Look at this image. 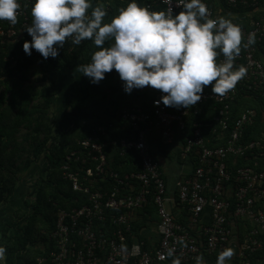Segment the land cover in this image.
Here are the masks:
<instances>
[{"label": "built area", "instance_id": "1", "mask_svg": "<svg viewBox=\"0 0 264 264\" xmlns=\"http://www.w3.org/2000/svg\"><path fill=\"white\" fill-rule=\"evenodd\" d=\"M222 1L234 9L257 6L259 2ZM18 2L17 22L0 20L3 51L8 45L23 46L25 41L31 40L26 29L32 22L33 0ZM202 2L207 6L209 18L217 19L208 0ZM159 6H163L164 11L171 8L173 14L182 10L180 0H152L147 5L151 11ZM240 29V52L233 66L234 69L244 66L247 71L233 89L223 96L205 92L196 105L179 113H171L162 102L158 106L154 104L162 95L158 91L150 110L136 106L117 112L133 129L131 139L109 138L110 126L97 122L88 136L78 142L79 148L65 156L62 178L73 192L86 199L80 208L58 209L55 230L47 235L54 244L53 250L47 257L39 258V264H172L174 259H179L180 264H196L197 256L203 257L204 264H216L218 253L232 245L234 227L242 223L245 232L231 264H253L254 260L261 264L264 260V256H260L264 254V171L257 170L258 163H255L253 167L238 168L233 174L228 160L244 157L249 150L253 153L257 147L263 148L259 141L241 143L245 131L255 122V110L242 112L234 120L233 128H229V121L230 104L238 93L261 96L264 100V60L259 52V44L264 40V20L251 21L248 28ZM250 37H254V43L249 44ZM30 56L36 57L34 53ZM20 59V55L5 58L12 63V69ZM224 59L223 54H219V63ZM16 75L20 74L15 70L11 79L16 80ZM210 102L222 107L214 108L210 123H195L193 134L185 138L182 157L193 153L197 167L188 179L179 183L176 198L172 199L160 163L148 148L147 136L153 129H160L162 141L172 143L176 130H185L190 112L195 117L200 116L203 106ZM204 129L219 133L214 138L226 140L225 145L210 147ZM110 147L116 148L123 157L135 152L141 163L140 171L121 177L110 166L106 152ZM105 181L109 182L110 189L102 187ZM170 203L183 207L184 220L170 212ZM148 205L157 209L160 240L156 247L146 249V242L130 244V240L135 237L133 213ZM169 250H172L170 257Z\"/></svg>", "mask_w": 264, "mask_h": 264}, {"label": "trees", "instance_id": "2", "mask_svg": "<svg viewBox=\"0 0 264 264\" xmlns=\"http://www.w3.org/2000/svg\"><path fill=\"white\" fill-rule=\"evenodd\" d=\"M152 0H137L138 5L147 6ZM130 0H103L102 4L105 8L107 15L114 17L118 14L120 8L125 7ZM212 7V0H208ZM109 6V10H107ZM228 6V5H227ZM228 8L238 14L244 21H235L236 25L242 28L249 27V21L246 19V15L252 14L253 21L264 20V0H259L257 6L239 8ZM153 11H164L163 6L154 8ZM181 10L175 12L179 13ZM111 20V19H110ZM110 20L108 22H110ZM233 23L234 21L231 20ZM107 23V22H105ZM111 41L106 42L107 46ZM97 47L91 40H84L79 45L73 44L66 39L63 47L59 50L58 56L53 58L44 59L34 49L31 50L36 56L31 58L24 53L21 45H8L3 51L0 48V205L5 202L9 196H11L15 189V171L16 163L23 159V154L28 150H31L30 156L24 160V167L28 169L33 162H37L41 157L45 158L47 167L43 171V176L40 178L41 185L37 188L38 183L35 186L36 204L31 205V212L25 214L23 217L24 224L19 226L18 234L10 238L7 236V232L3 230V237L0 238V246L6 249L5 263L4 264H20L27 252V245L33 241L34 236L31 233V220L38 219V221L45 223V234H41L42 241L48 244L47 249L43 252V256L47 257L49 252L53 250L54 244L52 241L47 240L48 234L55 230L57 212L58 209L72 210L74 208H80L85 203V197L77 192H73L70 184L62 178L61 166L65 156L79 148L78 142L88 136L92 122L97 121L102 123L100 115L97 113V109L105 108L109 111L108 104L112 101H107V94H100V88L107 86L116 91L117 88L110 82L116 77V82L119 84V75L113 70L110 73L105 74V79L100 81L98 85L91 84L89 81L84 89L80 92L73 93L70 97L66 95V101L64 103L66 112L69 114V129L67 126L59 127L57 131L53 129L51 123L50 114L54 110V98L63 91L64 87H70L71 89L78 90L74 82H67V85L61 83V76L67 70H77L79 65L90 63L91 55ZM264 51V40L259 44V52ZM20 60L16 68L12 69V63L6 61V57L19 56ZM218 61V59H217ZM34 67H39L44 73L42 81H45V85L39 92L34 87L29 86L24 88V83L28 73ZM20 73L19 80L11 79L14 71ZM58 75V80L55 75ZM60 77V78H59ZM8 80H11L10 83ZM113 83V84H112ZM60 84V85H59ZM115 85V84H114ZM122 86V85H121ZM98 95V96H97ZM97 96V97H96ZM37 101L36 103H34ZM116 106L112 109L111 115L118 120V127H108L109 138L112 139H131L134 135V131L130 124L124 122L121 116L116 112H121L123 107L118 104V100L115 102ZM131 107V106H130ZM221 105L215 103H208L203 106V109H207L213 114L207 115L203 112L200 116H194L191 112L187 117L185 130L181 131V138L183 144H185V138L193 134L194 124L198 122L210 123L213 115L215 114L214 108L221 109ZM119 108V109H118ZM171 113H179L185 108L168 107ZM150 110L149 107L146 108ZM202 109V111H203ZM253 109L256 111L257 116L254 124L249 127L244 136L241 139V143L247 145L248 143L259 141L262 143V147H257L247 152L244 157L230 158L228 165L231 172L235 174L236 170L245 166H254L258 163L257 170L264 171V100L261 96H252L250 94L238 93L234 101L230 104V117L229 128H233L234 120L240 116V114L246 110ZM105 110V111H106ZM106 111V112H107ZM108 113V112H107ZM71 123V124H70ZM30 127L28 136L26 137L25 144L18 143V135L21 130L26 127ZM216 128L221 131L220 127L216 125ZM210 129H204L205 137L210 141L208 144L210 147H218L225 145L226 140L220 141L216 137L218 134L213 133ZM55 133V135H54ZM226 137L228 134H225ZM109 148H107L108 154ZM155 158V157H154ZM110 166L121 177L127 174L139 172L141 169L140 160L135 152H131L126 156H120L119 151L114 158L113 162H109ZM197 167V160L194 164L193 171ZM18 169V168H17ZM60 171V176H57L56 171ZM47 185L51 190L47 196V201L44 200L42 195L43 188ZM104 189H110L109 182L102 183ZM41 196V197H40ZM144 211L149 217L154 220H158L157 209L153 205H148L144 208ZM247 225L249 223L246 221ZM34 225V224H33ZM36 225V224H35ZM244 224L237 226L239 229V235L245 232ZM35 230V227L33 228ZM133 229L135 235L138 236L141 226L134 223ZM2 235V226L0 228ZM37 233V232H36ZM32 239V240H31ZM134 240H130V244ZM145 248H149L146 243ZM264 256V254H260ZM2 264V263H0ZM253 264H257L254 260Z\"/></svg>", "mask_w": 264, "mask_h": 264}, {"label": "clouds", "instance_id": "3", "mask_svg": "<svg viewBox=\"0 0 264 264\" xmlns=\"http://www.w3.org/2000/svg\"><path fill=\"white\" fill-rule=\"evenodd\" d=\"M180 3L182 10L173 14L171 8L151 11L130 0L105 23V8L93 6L92 0H33L32 22L26 29L31 40L22 49L28 56L34 49L44 59H55L66 39L75 45L91 40L97 50L90 63L78 66L91 84L98 85L115 70L126 94L148 86L162 93L155 105L189 108L201 100L205 86L211 85L214 95L223 96L247 70L233 66L240 52L239 25L209 18L202 0ZM19 8L18 0H0V20L15 24ZM248 42L254 43V37ZM219 54L225 58L221 63L216 61ZM5 251L0 246V259ZM167 255L172 256V250ZM233 255V249L225 248L216 264H225ZM195 259L196 264H204L202 256ZM172 264H180L179 259Z\"/></svg>", "mask_w": 264, "mask_h": 264}, {"label": "crops", "instance_id": "4", "mask_svg": "<svg viewBox=\"0 0 264 264\" xmlns=\"http://www.w3.org/2000/svg\"><path fill=\"white\" fill-rule=\"evenodd\" d=\"M103 0H92L93 6L103 5ZM212 9L214 10L216 16L218 18H224L227 20H233L237 22L244 21V18H241L238 14H235L232 12L225 2L222 0H212ZM156 8V7H155ZM109 10V6L106 8ZM91 11V9H89ZM264 12V11H262ZM252 14L246 15V20L249 21V25L251 21H253ZM113 17L109 15H106L104 18V22H108ZM237 24V23H236ZM260 57L262 60H264V51L261 52ZM218 59V61H217ZM217 63H219V55L216 57ZM56 78H58L57 74H54ZM74 82L76 87H78V90L71 89L70 87H64L63 91L65 94L72 95L73 93L80 92V90L84 89L87 85V82L89 81L88 77L83 76V73L79 71V68L77 70H67V72H64V78L61 79V83L63 85H67V82ZM114 82L113 87L115 86L117 88L116 91H113L112 88H109L108 85L100 88V94H107V101H112L107 106L109 108V111H107L105 108L97 109V113L100 115V119L103 120L102 123H106L112 127H118V120L117 118L113 117L111 115L112 109L116 106L115 102L118 100V104H120L121 107H144L150 108L151 102L153 98L155 97L156 93L159 90L153 89L151 87H144L143 89H134L130 94H126L123 90V87L121 86L123 82L119 80V84L116 82V77L113 78L110 82ZM214 83V82H213ZM238 83V82H237ZM236 83V84H237ZM60 85V84H59ZM60 92V93H61ZM205 92H211V85L205 86L203 93ZM59 93V94H60ZM98 96V95H97ZM96 96V97H97ZM119 109V108H118ZM108 112H106V111ZM203 112H206L207 115H212L213 112L209 111L208 109L205 111L203 109ZM202 112V113H203ZM117 113V112H116ZM97 122H92V124ZM205 134V131H204ZM209 139V138H208ZM147 145L151 152V154L159 161L161 170L166 182L167 186V192L168 195L172 198H176V190L180 182H182L184 179H188L192 173H193V167L196 163L197 157L192 153L188 155L187 157H182V149H183V141L181 138V132L179 130H176L175 138L172 143L166 144L162 141V134L160 129H153L147 136ZM118 150L114 147H110L108 150V158L110 162L114 161L115 156L117 155ZM44 158V157H42ZM45 158L42 159L44 162ZM43 162H33L32 165L28 169H24L26 171L24 172V176H20L18 174V179H16L15 189L11 196L8 197V199L2 203V235L0 232L1 237H3V230L7 232V236L10 238L15 237L18 234L19 226H23L24 221L23 217L25 214H29L32 210L31 205L36 204V195L35 193V186H36V175L38 176V179L41 178L40 175L43 176V171L47 167V163ZM41 164V166L39 165ZM45 164V165H43ZM18 171V170H17ZM15 171V177L16 173ZM169 210L173 213V215L177 218L182 220L185 216V213L183 211V207L179 205H175L174 203L169 204ZM133 219L134 223H137L141 226V229L139 231L138 236L135 235L133 238L134 242L138 241H144L148 244L150 248L156 247L159 244L160 236L158 233V220H154L152 217H149L144 210L135 211L133 213ZM184 220V219H183ZM1 228V226H0ZM234 236H233V242L230 246L231 249L234 251V255L227 259L225 264H231L233 258L237 255L239 245L241 243V238L239 235V230L235 226L234 227ZM41 234H45V231H43ZM47 240H49L47 238ZM41 242V243H40ZM38 243V247L40 248L41 255L37 258V264L38 259L43 256V252L47 249L48 244L44 243L43 241H40ZM32 248V245H31ZM29 255V254H28ZM28 255L26 253L24 254L21 263L20 264H32L31 259H29ZM2 260V262H1ZM0 263H5V256L3 259H0ZM261 264H264V260L260 262ZM47 264V263H46Z\"/></svg>", "mask_w": 264, "mask_h": 264}, {"label": "rangeland", "instance_id": "5", "mask_svg": "<svg viewBox=\"0 0 264 264\" xmlns=\"http://www.w3.org/2000/svg\"><path fill=\"white\" fill-rule=\"evenodd\" d=\"M20 74V73H19ZM43 75L44 73L42 72V69H39V67H34L33 69H31V71L28 73V77H26V81L24 83V88H28L29 86H32L35 88V90L37 92L40 91V89L46 84L45 81H42L43 79ZM17 77V80H19V75H16ZM60 78V77H59ZM64 78V75L61 76V79ZM58 80V78H56ZM10 83H12L11 80H8ZM66 95L67 93L65 94L64 92H61L60 94H58L55 98H54V110L51 111V114H50V120H51V123L53 125V129L55 130V132L57 131V129H59V127H65L67 126L66 129L70 130L69 129V117L67 116L69 114V112L67 111L66 112V108H65V101H66ZM71 95H69L70 97ZM37 101H35L34 103H36ZM97 122V121H95ZM71 124V123H70ZM31 130L30 127H26V128H23L20 132V134L18 135V143H22L23 145L26 143L25 140H26V137L28 136L29 134V131ZM55 135V133H54ZM24 147L26 148V152L23 154V159L22 160H19L17 161L16 163V179H18V174H19V177L22 175L24 176L23 174H21L23 171H26L24 170L25 167H24V160H26L30 154H31V150H28L27 146L24 145ZM42 158L38 160V162H43L42 161ZM43 163H46V161L44 160ZM41 166V164H39ZM45 165V164H43ZM57 173V176H60V171H56ZM15 179V180H16ZM36 184L38 183L37 185V188H39V186L41 185V183L39 182L40 179H38V176L36 175ZM51 189L49 187H47V185L43 188L42 190V195L45 194L44 196V200L47 201V196L49 195V193L51 192L50 191ZM41 197V196H40ZM31 233L32 235L34 236L33 238V241L31 242V244L29 243L27 245V252H26V255H28L29 259H31L32 261V264H37V258L41 255V251H40V248L38 247V243L40 241H42V237H41V233L43 231H45V223L44 222H41V221H38V219H35L34 221L31 220ZM34 224V225H33ZM36 224V225H35ZM0 226H2V204L0 205ZM35 227V230L33 229ZM37 232V233H36ZM0 238H1V235H0ZM32 240V239H31ZM41 243V242H40ZM31 245H32V248H31ZM2 262V260H1Z\"/></svg>", "mask_w": 264, "mask_h": 264}]
</instances>
